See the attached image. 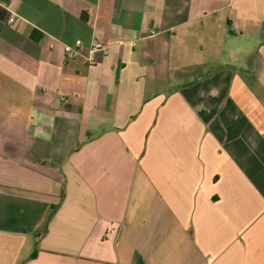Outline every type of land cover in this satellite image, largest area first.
<instances>
[{
    "label": "crops",
    "instance_id": "1",
    "mask_svg": "<svg viewBox=\"0 0 264 264\" xmlns=\"http://www.w3.org/2000/svg\"><path fill=\"white\" fill-rule=\"evenodd\" d=\"M0 264H264V0H0Z\"/></svg>",
    "mask_w": 264,
    "mask_h": 264
},
{
    "label": "built area",
    "instance_id": "2",
    "mask_svg": "<svg viewBox=\"0 0 264 264\" xmlns=\"http://www.w3.org/2000/svg\"><path fill=\"white\" fill-rule=\"evenodd\" d=\"M10 20L12 21V18ZM115 43L120 44L121 42L117 41ZM110 44L111 43H105L103 41L94 40L90 43L89 52L93 53V52L99 51L105 54ZM80 47H81V40L75 39L73 44H65L63 46V50L65 54L74 55L80 51Z\"/></svg>",
    "mask_w": 264,
    "mask_h": 264
},
{
    "label": "trees",
    "instance_id": "3",
    "mask_svg": "<svg viewBox=\"0 0 264 264\" xmlns=\"http://www.w3.org/2000/svg\"><path fill=\"white\" fill-rule=\"evenodd\" d=\"M36 254V249L32 252L31 256H34Z\"/></svg>",
    "mask_w": 264,
    "mask_h": 264
}]
</instances>
